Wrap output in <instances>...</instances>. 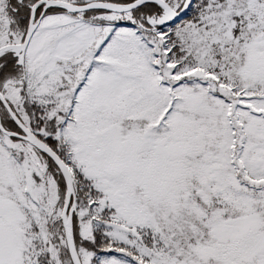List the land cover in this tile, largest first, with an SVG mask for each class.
I'll list each match as a JSON object with an SVG mask.
<instances>
[{"label": "snow or ice", "instance_id": "obj_1", "mask_svg": "<svg viewBox=\"0 0 264 264\" xmlns=\"http://www.w3.org/2000/svg\"><path fill=\"white\" fill-rule=\"evenodd\" d=\"M0 264H264V0H0Z\"/></svg>", "mask_w": 264, "mask_h": 264}]
</instances>
